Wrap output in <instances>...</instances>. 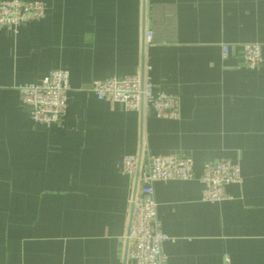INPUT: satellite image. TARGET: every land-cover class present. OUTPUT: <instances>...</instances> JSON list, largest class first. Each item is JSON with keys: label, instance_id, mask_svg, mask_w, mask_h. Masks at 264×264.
Instances as JSON below:
<instances>
[{"label": "crops", "instance_id": "obj_1", "mask_svg": "<svg viewBox=\"0 0 264 264\" xmlns=\"http://www.w3.org/2000/svg\"><path fill=\"white\" fill-rule=\"evenodd\" d=\"M42 1V18L0 29V264H134L135 180L121 165L150 153L194 160L192 179L154 183L169 264H264V63L248 68L242 53L258 42L264 55V0ZM143 61L155 91L179 96V117L91 90ZM58 68L70 72L69 105L48 126L19 86ZM219 158L238 161L242 181L204 201L200 176Z\"/></svg>", "mask_w": 264, "mask_h": 264}, {"label": "built area", "instance_id": "obj_2", "mask_svg": "<svg viewBox=\"0 0 264 264\" xmlns=\"http://www.w3.org/2000/svg\"><path fill=\"white\" fill-rule=\"evenodd\" d=\"M46 4L42 0H0V29L18 31L29 21L42 18ZM153 30L145 34V44L153 41ZM231 45L222 43V56L228 57ZM243 59L248 68L264 63L262 46L258 42L243 44ZM141 69L123 77L94 79L91 90L98 99L119 102L126 109L152 111L158 118L180 116V99L176 94L154 90V82ZM70 72L65 68L50 70L41 80L19 86L23 103L30 116L48 126L61 125L69 105ZM121 172L134 180L137 172V192L132 203V216L126 235L127 258L134 264H169L164 244L170 238L161 228L157 214L154 183L171 179L189 180L194 177V160L190 155L150 153L142 165L137 154L124 156ZM205 187L204 201H219L230 197L226 186L241 182V166L238 161L219 158L204 165L200 176Z\"/></svg>", "mask_w": 264, "mask_h": 264}, {"label": "water", "instance_id": "obj_3", "mask_svg": "<svg viewBox=\"0 0 264 264\" xmlns=\"http://www.w3.org/2000/svg\"><path fill=\"white\" fill-rule=\"evenodd\" d=\"M144 3H143V8L145 10V1L146 0H143ZM145 36V35H144ZM145 41V37H144V40ZM144 61L142 63V67H141V73H142V77L144 75ZM141 111L143 112V107H141ZM140 160V158H139ZM138 176H139V172H137L136 174V178H135V183H134V196L136 195V192H137V185H138ZM131 216H132V213H131ZM131 220V219H130ZM127 249H128V240H126V247H125V260L127 259Z\"/></svg>", "mask_w": 264, "mask_h": 264}]
</instances>
